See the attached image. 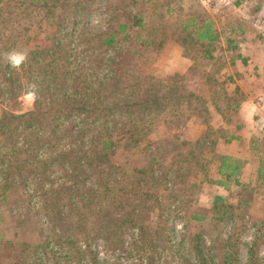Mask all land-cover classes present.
Returning a JSON list of instances; mask_svg holds the SVG:
<instances>
[{
  "label": "trees",
  "instance_id": "obj_1",
  "mask_svg": "<svg viewBox=\"0 0 264 264\" xmlns=\"http://www.w3.org/2000/svg\"><path fill=\"white\" fill-rule=\"evenodd\" d=\"M61 2L77 10L83 6L80 0H28L27 7H47L52 3L46 17L56 21L62 15ZM136 4L137 0H130L126 6H114L107 16L108 28L89 38L88 49L71 48V44L66 45L59 38L50 48L29 51L21 71L11 73V66L5 69L3 77L10 83H16L18 90L23 88L24 79L34 90L35 109L21 116L5 112L0 120V175L5 176V180L0 181V200L7 201V194L13 188L11 176L14 171L27 172L22 184L30 186L33 193L41 192L36 197L37 202L29 204H40L42 213H45L38 229L41 235H46V241L32 245L35 254L40 250L46 254L48 249L55 248V254L63 255L66 260L86 264L88 262L84 261L79 247L81 240L100 238L107 247L115 249L129 229L136 231L143 248L156 246L158 242L164 250L170 242L166 230L159 227V220L166 222L172 216L171 201L175 202L189 192H175L177 185L183 184L184 190L188 187L191 193H195L198 186L192 179L201 175L207 177L210 172L211 163L205 157V150L207 144L216 148L219 140L210 142L209 137L223 128L212 127L207 101L193 93L189 95L190 113L186 119L175 123L174 128H186L195 114H207L203 124L206 131L194 145L176 134L147 145V163L142 168H122L114 161L120 148L141 149L142 144L150 140L157 120L171 113V105L180 108L187 103V97L173 100L168 93L173 86L170 82L184 76L175 75L161 80L152 75H139L127 67L129 60L137 54L128 48L132 38L136 43L135 36L148 27L146 19L134 11ZM3 9L1 7L0 11ZM212 25L204 24L196 31V37L189 44L193 53L187 46V58L195 63L193 68L198 69L196 53L201 48L204 60H215L213 48L219 37ZM148 40L143 44L150 49L153 42ZM239 44L233 38L228 39L227 49L238 52L232 58V66L237 60L248 64V60L239 53ZM89 50H100L108 58L103 59L95 53L90 56L96 59L92 65H84L78 60L82 53H90ZM102 60L104 73L95 70L96 63L100 64ZM222 68L215 74H220ZM207 70L204 69L202 76L207 74V85L212 86L217 83L213 78L215 75ZM233 81V77L227 79L229 83ZM225 96L228 97V93ZM240 105L236 103L228 109L237 111ZM218 111L225 122L230 123L220 108ZM236 139L231 135L225 140ZM170 155L175 162L164 161ZM219 163L221 179L209 182L227 190L233 180L240 185L236 178L242 175L245 162L221 156ZM59 173L62 177L57 176ZM54 178L55 181L51 180ZM161 190L165 194L171 192L167 196L169 200L160 193ZM226 202L225 197L216 196L212 210L220 212ZM147 214L154 224L144 221ZM230 217L234 219L231 214ZM194 218L199 221L206 219ZM13 243L0 233V244L16 248ZM224 247L221 261L217 252L205 254L198 251L194 255L195 264H235L238 253L233 251L232 237L224 241ZM252 251L248 264H253L257 258V253ZM154 262V259L150 261L151 264ZM17 264L23 263L17 261Z\"/></svg>",
  "mask_w": 264,
  "mask_h": 264
},
{
  "label": "rangeland",
  "instance_id": "obj_2",
  "mask_svg": "<svg viewBox=\"0 0 264 264\" xmlns=\"http://www.w3.org/2000/svg\"><path fill=\"white\" fill-rule=\"evenodd\" d=\"M80 1L83 2L81 10L68 8L61 2L62 15L56 21L46 17V11L52 3L47 7L33 8L27 7L28 0H4L0 3V8H4L0 11V120L5 112L21 116L35 109L34 90L28 86L25 79L22 80L23 88L18 90L16 83H10L8 78L3 77L6 67L11 66V73L21 71V65L29 51L50 48L54 40L59 38L66 45L71 44V48L88 49L89 38L108 28L107 16L114 9L113 7L118 4L119 7H123L130 3V0ZM238 1L241 3L239 6L236 5ZM251 1L255 3L254 0ZM242 4L244 5L241 7ZM252 5L250 0H137L134 11L146 19L148 27L135 36L136 43L132 38L128 48L135 50L137 54L133 60H129L127 67L132 68V71H136L139 75H152L161 80H167L175 75L184 76L170 82V86H173L169 88L168 93L173 100L187 97V103L180 108L175 104L171 105V113L157 120L149 142L142 144L141 149L120 148L114 157L118 165L122 168L144 167L147 163L146 155L149 153L147 145L172 138L176 134L181 140L194 145L206 131L204 128L201 132L200 126L201 124L204 126L207 114H195L186 124V128H174L175 123L183 121L187 113H190L189 95L192 93L205 99L208 109L211 107L213 111L219 112L220 108L226 120L233 121L237 111L228 107L236 103L241 104L243 94L236 91V87L239 86L238 81L236 84L227 82L229 77L239 74L236 72L238 69L231 65L232 58L238 52L227 49L228 39L233 38L239 43L248 32H256V27L252 28L251 22L257 19L255 22L259 21L258 23L261 24L262 21L250 15ZM207 23L213 24L212 29L219 37V42L213 48L215 60L207 62L202 58L203 49L199 51L194 48L199 51L196 53V61L199 65L196 69L193 68L195 63L192 59L187 58V46L190 48L189 52L193 53L189 44L193 37H196V31ZM77 29L79 31L75 34ZM73 36H75L74 41ZM253 37L260 40L262 33L257 32ZM148 39L153 42L150 49L143 44V41ZM89 51L88 54L82 53L78 61L91 66L96 59H91L90 56H94L95 53L103 59L108 58L107 54L100 50ZM96 65L95 70L104 73V60ZM220 67H224L221 73L215 74ZM204 69L214 73L213 78L217 83L212 86L207 85V74L202 76ZM227 93L228 97L225 96ZM175 109L178 112L172 113ZM211 120L212 117L210 123ZM221 130L211 135L209 141L219 140L218 145L220 140L229 139L232 133H236L233 128ZM257 144L260 155L257 162L261 161L263 164V173L253 178L244 176L243 173L236 178L239 179L240 185H236L235 180L231 181L227 192L222 191V197H225L227 202L224 208L221 207L220 212L216 211V213L212 207L215 197L220 196L218 187L221 186L211 184L209 181L215 182L221 179L218 173L221 154L217 151V146L214 150L213 145L207 144L205 157L211 163L208 176L201 175L197 179H192L198 186L195 193H191L188 187L184 190L183 184L177 185L175 192H189L182 194L175 202L171 201L172 216L166 222L159 220V227L166 230L167 240L170 242L169 249L162 250L158 242L156 246L143 248L139 236L135 235L136 231L129 229L123 234L120 246L115 249L107 247L100 238L81 240L79 247L83 251L84 261L88 262L86 264H151L150 261L153 259L154 264L159 262L195 264L194 255L198 251L205 254L217 252L221 261L225 248L224 241L231 237L233 251L238 253L235 264H248L251 250L257 253L253 264H264V137L260 138ZM164 161L175 162L173 155L168 156ZM27 174L19 170L14 171V175L11 176L13 188L7 194V201L0 200V233L8 241H14L13 245H16V248H12L11 245L0 244V254L3 259H10V264H17V261L23 264H81L66 260L63 255L62 258L60 254H55L57 252L55 248L48 249L46 254L42 250L34 253L32 245L46 241V235H41L38 229L44 212L42 213L40 204L33 205L34 207L29 204V202L33 204L37 202L36 197L41 195V192L33 193L30 186L28 188L22 184ZM60 175L57 174L58 177H62ZM3 178L5 180V176L0 175V181L1 179L3 181ZM51 180L55 181V178ZM160 193L163 194L164 191L161 190ZM170 193H164L166 199L170 198L167 197ZM230 214L234 219H231ZM196 216L206 219L199 221L194 218ZM150 219V215L144 216L146 223L154 224V220L150 221ZM164 244L167 246V243ZM94 259L95 263H93Z\"/></svg>",
  "mask_w": 264,
  "mask_h": 264
},
{
  "label": "crops",
  "instance_id": "obj_3",
  "mask_svg": "<svg viewBox=\"0 0 264 264\" xmlns=\"http://www.w3.org/2000/svg\"><path fill=\"white\" fill-rule=\"evenodd\" d=\"M254 1L255 3L250 0V3L253 4L250 15L253 18L255 16L258 20L260 18L262 25L258 23L259 21L255 22L257 19L253 20L251 27H256V32H248L245 34L246 36H243L242 42H239V53L248 60V64L244 65L241 60H237L235 65L232 66L238 69L236 72L239 73L233 77V84H236L238 81L239 86L236 89H239L243 94L240 108L237 110L233 121L226 123L219 112L213 111L209 107L212 117V127L214 129L223 128L225 130L233 128L236 133H232V136L237 137L236 140L229 142H226L225 139L223 141L220 140L216 148L217 151L221 156L244 161L245 166L242 174L244 173V176H251V178L263 173V164L261 161L257 162L260 157L257 142H259L260 138L264 137V0ZM253 8L255 11H253ZM258 29L261 31H257ZM257 32L262 33L260 40H256L254 39L256 37H253L256 36ZM200 127L201 132L206 128L202 124ZM218 188L220 190L218 195L223 196L222 191L225 192L227 189L223 187ZM0 262H3L2 264H10V259H3V256L0 254Z\"/></svg>",
  "mask_w": 264,
  "mask_h": 264
}]
</instances>
